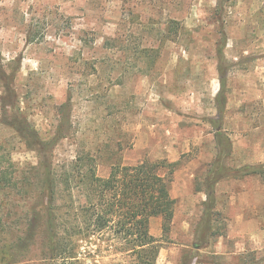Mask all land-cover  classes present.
Instances as JSON below:
<instances>
[{
	"label": "rangeland",
	"instance_id": "obj_1",
	"mask_svg": "<svg viewBox=\"0 0 264 264\" xmlns=\"http://www.w3.org/2000/svg\"><path fill=\"white\" fill-rule=\"evenodd\" d=\"M221 104L231 151L204 228ZM14 116L44 142L62 122L64 137L39 151ZM79 155L103 177L115 162L172 164L162 169L175 199L169 230L150 220L157 264H264V175H238L264 166V0H0L1 165L9 158L20 178L51 160L60 174ZM23 192L0 194V248L24 234ZM36 240L19 245L30 249L20 264H46ZM79 252L86 264L125 258L89 241Z\"/></svg>",
	"mask_w": 264,
	"mask_h": 264
},
{
	"label": "trees",
	"instance_id": "obj_2",
	"mask_svg": "<svg viewBox=\"0 0 264 264\" xmlns=\"http://www.w3.org/2000/svg\"><path fill=\"white\" fill-rule=\"evenodd\" d=\"M218 55L221 57V50ZM219 81L222 88L225 77L221 73ZM224 110V105H219L217 118L212 119L216 127L219 126L216 133L218 152L204 179L207 196L202 218L204 228L211 227L213 189L220 179L215 175L226 166L225 159L231 151L229 138L222 131ZM11 126L18 136L30 137L31 145L39 151L55 147L64 137L62 122L47 142L39 138L28 122L20 121L17 116ZM10 165L13 164L9 158L7 166L0 163V194L14 188L23 189L32 203L21 222L24 234L1 246L0 264H20L27 257L24 251L28 253L30 249L22 251L19 245L25 242L27 246L28 243L37 244L39 233L44 239L41 260L46 264H86L79 255L83 241L123 253L125 258L117 264H157L159 244L150 233V220L161 217L163 230H169L175 199L170 193L172 179L163 174L162 169L172 164L146 159L134 164L115 162L108 175L103 177L97 174L93 157L79 155L66 172L57 174L51 160L44 163L40 160L38 166L32 167L31 175L20 178L10 172ZM245 168L239 176L264 175L262 165ZM224 177L233 175L225 174ZM7 223L0 216V234L6 232ZM193 246L200 247L198 241Z\"/></svg>",
	"mask_w": 264,
	"mask_h": 264
}]
</instances>
